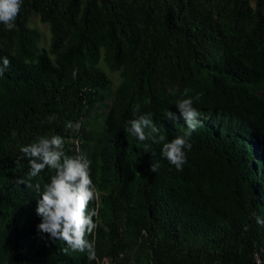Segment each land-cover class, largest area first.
<instances>
[{
    "label": "trees",
    "instance_id": "16d2710c",
    "mask_svg": "<svg viewBox=\"0 0 264 264\" xmlns=\"http://www.w3.org/2000/svg\"><path fill=\"white\" fill-rule=\"evenodd\" d=\"M34 17L49 25L48 46ZM15 23L0 24V58L11 60L0 75V264L264 261L253 217L264 218V0H23ZM185 88L201 94V126L177 171L162 143L124 128L139 105L165 142L185 135L175 105ZM57 134L67 155L92 162L96 261L38 232L40 197L20 182L21 147Z\"/></svg>",
    "mask_w": 264,
    "mask_h": 264
},
{
    "label": "clouds",
    "instance_id": "9594fccd",
    "mask_svg": "<svg viewBox=\"0 0 264 264\" xmlns=\"http://www.w3.org/2000/svg\"><path fill=\"white\" fill-rule=\"evenodd\" d=\"M23 0H0V24L8 31L16 27V20L22 11ZM0 75L11 65V60L4 56L0 58ZM73 77L76 72L73 71ZM190 89L185 88L182 98L176 102L180 115L187 124V132L183 136L165 142L164 135H156L159 128L153 123V113H141L139 105L132 107V119L127 121L124 128L127 134L137 137L141 142L151 140L153 143H162L161 155L177 171H182L187 162V151L192 144L189 137L201 126L199 111L194 107V102L200 99L201 94L190 96ZM164 115L173 120H178L170 109ZM51 123L56 117L49 116ZM65 130L78 132L81 128L80 122L67 121ZM65 139L57 134L48 138L40 136L37 142L23 146L20 149V159H27L29 171L26 177H21L20 182L34 193L39 195L36 213L42 220L37 226L39 233L49 235L50 242L57 240L66 242L67 248L73 251L85 253L89 261L97 260L95 230L98 223L94 217L99 219L98 208H89V203L97 199L96 187L90 176L91 160L85 154L69 156L64 151ZM155 155V153H153ZM161 168L158 160H152L150 171L157 173ZM48 170L53 174L50 181L41 184L39 180L32 181ZM256 223L264 226V218L253 213ZM92 237V239H88ZM67 249H65L66 251Z\"/></svg>",
    "mask_w": 264,
    "mask_h": 264
},
{
    "label": "rangeland",
    "instance_id": "374dc122",
    "mask_svg": "<svg viewBox=\"0 0 264 264\" xmlns=\"http://www.w3.org/2000/svg\"><path fill=\"white\" fill-rule=\"evenodd\" d=\"M32 25L39 28L43 32V44L48 46L50 42V29L48 24H43L39 21L38 18L34 17ZM113 80L112 88L115 90V87L119 84L121 77L118 73H112L110 74Z\"/></svg>",
    "mask_w": 264,
    "mask_h": 264
},
{
    "label": "built area",
    "instance_id": "2783aa9c",
    "mask_svg": "<svg viewBox=\"0 0 264 264\" xmlns=\"http://www.w3.org/2000/svg\"><path fill=\"white\" fill-rule=\"evenodd\" d=\"M256 264H264V261L260 257H258Z\"/></svg>",
    "mask_w": 264,
    "mask_h": 264
}]
</instances>
